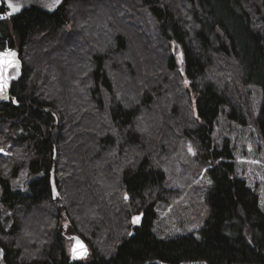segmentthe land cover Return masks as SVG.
Returning a JSON list of instances; mask_svg holds the SVG:
<instances>
[{
	"label": "trees",
	"instance_id": "obj_1",
	"mask_svg": "<svg viewBox=\"0 0 264 264\" xmlns=\"http://www.w3.org/2000/svg\"><path fill=\"white\" fill-rule=\"evenodd\" d=\"M7 14L1 6L0 51L24 64L18 105L0 104L7 264H264L259 194L236 176L231 144L214 140L225 109L247 125L258 89L264 143V0H67L52 15ZM179 141L207 169L209 215L199 236L161 239L157 206ZM23 172L26 190L14 184ZM65 217L89 259L68 256Z\"/></svg>",
	"mask_w": 264,
	"mask_h": 264
},
{
	"label": "rangeland",
	"instance_id": "obj_2",
	"mask_svg": "<svg viewBox=\"0 0 264 264\" xmlns=\"http://www.w3.org/2000/svg\"><path fill=\"white\" fill-rule=\"evenodd\" d=\"M171 50L179 60L180 73L184 75V66L179 58L180 49L177 48L176 44H172ZM230 67H233V65H229ZM184 86H190V82L186 79L184 80ZM253 93L251 110L245 112V117L248 119L247 125L241 126L230 121L227 117L228 109H225L216 123L214 140L216 147L220 149L224 147L225 142L231 144L230 146L234 151L236 176L246 180L248 185L259 194L260 207L264 212V143L252 121L260 111L262 96L258 89H253ZM195 102L196 99L193 98L187 104L184 103L188 108L189 117L193 116L196 118ZM178 144L177 155L164 168L167 178V189L170 195L166 202H162L157 206L158 219L154 226V233L161 239H173L191 233H196L197 235L204 227L209 215L206 196L211 187V180L207 174V169L198 160L197 148L191 142L181 144V141H179ZM190 148L191 151L189 150ZM3 153L6 154L7 152L0 150V154ZM29 181L28 173L23 172L14 181V184L18 188L26 190ZM124 198L128 201L126 195H124ZM135 217H140L139 223H133ZM141 219L142 214L133 215L130 221L131 225L128 226L139 225ZM62 225L65 229L67 254L72 258L74 237L78 235L70 232L71 224L66 217L64 220L62 219ZM86 244L90 251V255L87 258L89 259L93 256L94 251L87 242ZM76 256H79L78 252Z\"/></svg>",
	"mask_w": 264,
	"mask_h": 264
},
{
	"label": "water",
	"instance_id": "obj_3",
	"mask_svg": "<svg viewBox=\"0 0 264 264\" xmlns=\"http://www.w3.org/2000/svg\"><path fill=\"white\" fill-rule=\"evenodd\" d=\"M67 0H59V3H55V0H12L13 4H18L20 5V11L9 15L11 17L13 16H18L22 13H24L27 10H32V9H36L39 10L41 12L47 13V14H55L56 12H58L62 6L65 4ZM7 2L8 0H0V7L5 5V8L7 9L8 12L11 11V9L8 8L7 6ZM49 5H52V7H49ZM12 52L16 53V57L15 59L19 62V67H12L8 69L7 72V77L9 79V86L8 88L5 90L4 94H0V104H6V103H10L11 101L14 102V104L18 105L17 99L12 95V87L15 83L19 82L23 76V70H24V64L21 58V54L18 50H9ZM0 52H4V51H0ZM4 95L7 96V98H4ZM53 184V193H54V198L57 199L59 197V192L55 186V182H52ZM74 246L72 248V261H80L83 259H87L90 255V251H89V247L86 244V242L79 236H75L74 237ZM80 244H83L86 249H87V254L84 258H80L79 256H76V254L74 255L73 253V249H78V246ZM0 250H2V256H0V264H7L6 261V256L7 253L4 250V248L1 246L0 244Z\"/></svg>",
	"mask_w": 264,
	"mask_h": 264
},
{
	"label": "snow or ice",
	"instance_id": "obj_4",
	"mask_svg": "<svg viewBox=\"0 0 264 264\" xmlns=\"http://www.w3.org/2000/svg\"><path fill=\"white\" fill-rule=\"evenodd\" d=\"M55 3H59V0H55ZM7 6L9 9H11L10 12H8L7 15H12L18 11H20V5L13 4L12 0H8ZM49 7H52V5H49ZM5 18L4 16H0V19ZM16 53L12 51H4L0 52V94H4L5 90L9 86V79L7 77V72L9 68L12 67H19V62L15 59ZM4 98H7L6 95H4ZM191 151V148L189 149ZM140 217H135L133 219V223H139ZM79 253L80 258H84L87 254V249L83 244H80L78 246V249H73L74 255L76 253ZM2 250H0V256H2Z\"/></svg>",
	"mask_w": 264,
	"mask_h": 264
}]
</instances>
